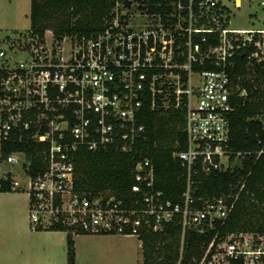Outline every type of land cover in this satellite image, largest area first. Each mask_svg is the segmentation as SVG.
I'll list each match as a JSON object with an SVG mask.
<instances>
[{
	"label": "built area",
	"instance_id": "obj_1",
	"mask_svg": "<svg viewBox=\"0 0 264 264\" xmlns=\"http://www.w3.org/2000/svg\"><path fill=\"white\" fill-rule=\"evenodd\" d=\"M242 1L264 11V0H115L95 35L0 33V189L26 192L32 230L141 240L178 222L180 252L187 230L213 231L192 264H264V228L220 230L252 169L217 194L196 195L192 177L244 170L264 155V103L248 118L259 123V148L229 146L231 114L264 93V13L261 27H232ZM151 112L176 126L172 157L187 180L181 200L156 187L144 155L134 160L129 195L77 190L75 152H130L146 139ZM28 140L33 155L14 146ZM34 159L43 169L32 174Z\"/></svg>",
	"mask_w": 264,
	"mask_h": 264
},
{
	"label": "trees",
	"instance_id": "obj_2",
	"mask_svg": "<svg viewBox=\"0 0 264 264\" xmlns=\"http://www.w3.org/2000/svg\"><path fill=\"white\" fill-rule=\"evenodd\" d=\"M115 0H30V28L42 34L52 30L55 37L64 35L91 36L100 32L112 16ZM256 99L240 105L230 118L229 146L234 150H256L259 148L258 121L248 119L264 103V93L255 92ZM147 137L136 142L130 152L114 149L89 151L80 148L75 152V182L77 190L98 192L109 190L119 196L129 195L133 184V163L140 155L148 156L155 166L156 187L162 189L173 201H180L186 188V169L172 157V140L176 126L166 114L149 113ZM15 148L26 146L29 155L34 154L36 143L28 140L17 142ZM10 147V146H9ZM11 149V148H10ZM244 161V170L195 172L193 188L196 195L217 194L236 184L239 175L251 168L247 185L240 200L226 222L222 233L237 229L264 228V155ZM39 159H34L30 172L42 170ZM0 191H7L2 185ZM213 231L199 233L193 229L185 232L182 251L181 225L172 222L161 232L145 231L141 242L142 264H192L210 240ZM67 264H74L72 236L67 234Z\"/></svg>",
	"mask_w": 264,
	"mask_h": 264
},
{
	"label": "rangeland",
	"instance_id": "obj_3",
	"mask_svg": "<svg viewBox=\"0 0 264 264\" xmlns=\"http://www.w3.org/2000/svg\"><path fill=\"white\" fill-rule=\"evenodd\" d=\"M30 0H0V31L10 34L15 30L30 28ZM231 25L234 28L261 27L264 11L255 2L242 1L240 8L233 9ZM249 13L256 14L249 17ZM27 220V194L22 190L0 191V264H66L61 230L30 232ZM128 253V264H136L138 248L133 239L123 243ZM86 246V243L83 244ZM84 247V246H83ZM49 255L48 260L45 256ZM76 264H86L84 258H77ZM93 264H99L93 262Z\"/></svg>",
	"mask_w": 264,
	"mask_h": 264
},
{
	"label": "crops",
	"instance_id": "obj_4",
	"mask_svg": "<svg viewBox=\"0 0 264 264\" xmlns=\"http://www.w3.org/2000/svg\"><path fill=\"white\" fill-rule=\"evenodd\" d=\"M30 12V2H29ZM0 33H2L0 31ZM9 192V191H1ZM27 220H28V198H27ZM29 222V220H28ZM34 233H42V230H29ZM52 232V230H50ZM56 231V230H54ZM66 237H63L65 259L67 264V233ZM74 248V264H76L77 258H84L86 264H93L97 262L99 264H128V253L123 249V243L127 239H133L136 242L138 248V256L136 258V264H142L143 262V249L142 242L134 236H121V235H76L72 237ZM86 243V246L83 245ZM84 246V247H83ZM49 255L45 256L47 261ZM49 261V260H48Z\"/></svg>",
	"mask_w": 264,
	"mask_h": 264
}]
</instances>
